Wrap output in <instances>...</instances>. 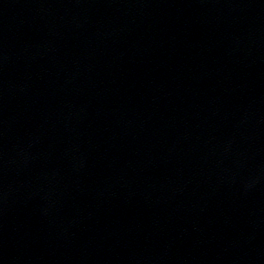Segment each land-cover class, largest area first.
<instances>
[{"label":"water","instance_id":"95a60500","mask_svg":"<svg viewBox=\"0 0 264 264\" xmlns=\"http://www.w3.org/2000/svg\"><path fill=\"white\" fill-rule=\"evenodd\" d=\"M0 264H264V0H0Z\"/></svg>","mask_w":264,"mask_h":264}]
</instances>
